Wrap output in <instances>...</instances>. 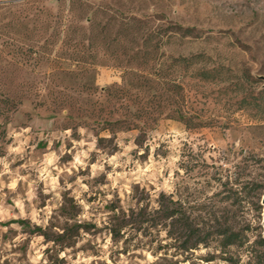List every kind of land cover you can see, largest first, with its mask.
Returning a JSON list of instances; mask_svg holds the SVG:
<instances>
[{
    "label": "rangeland",
    "instance_id": "374dc122",
    "mask_svg": "<svg viewBox=\"0 0 264 264\" xmlns=\"http://www.w3.org/2000/svg\"><path fill=\"white\" fill-rule=\"evenodd\" d=\"M197 54L222 68L217 80L194 78L199 64L168 78L182 75L180 106L205 126L164 114L142 132L105 126L124 115L109 90L126 73ZM258 76L264 0H0V100L15 107L0 103V264H264ZM158 193L199 205L194 215L235 242L213 235L182 253L161 232L160 256L138 232L122 251L106 206L153 205ZM61 229L71 238L55 239Z\"/></svg>",
    "mask_w": 264,
    "mask_h": 264
},
{
    "label": "trees",
    "instance_id": "16d2710c",
    "mask_svg": "<svg viewBox=\"0 0 264 264\" xmlns=\"http://www.w3.org/2000/svg\"><path fill=\"white\" fill-rule=\"evenodd\" d=\"M188 29L185 28L183 33H186ZM207 60L201 54L190 55L189 57H169L163 63H159L154 57H148L146 60L147 73H126L122 77L121 85L114 86L109 90L111 97L119 102L116 112L124 115L114 121H104L105 126H117L116 129L118 130L134 128L142 132L147 128L148 121H156V117L158 119L163 114L164 118L180 122L186 128L194 129L205 126L207 123L203 119H194L193 113L184 111L183 107L180 106V103L183 104L185 99L184 78L180 75L175 81L170 80L168 68L175 66L179 72H185L187 68L199 64V66L192 68L194 78L199 81L217 80L222 68L220 66H208ZM166 62L170 64L166 65ZM262 92L264 93V91ZM0 103L4 105V113H9L15 108L14 103L8 98L0 100ZM167 108H171V110L164 113ZM128 116L136 117L139 123L129 124L126 121ZM106 208L110 214V220L106 223L108 234L113 242L122 240L124 243L122 251L126 250L127 246L129 247L128 242L132 234L138 232L142 237L148 238L149 246H152L150 247L152 255H160V251L167 246L159 239L161 232L172 241L171 246L182 253L195 251L199 247H207L209 242L213 240V235L220 237L218 244L221 248L232 245L236 240V233L230 229H219L220 226L213 227L210 225V220L203 219L200 215H194V210L200 212L199 205L173 199L172 196L164 193L156 195L153 205L146 198L142 203L136 201L134 207L122 208L110 203ZM79 228L81 226L77 225L76 229ZM36 229L40 232V236L47 237L41 228L36 227ZM60 231L54 235L55 239L62 241L65 238H71L70 235H66L65 230L61 229ZM259 243L264 247L263 239Z\"/></svg>",
    "mask_w": 264,
    "mask_h": 264
},
{
    "label": "water",
    "instance_id": "95a60500",
    "mask_svg": "<svg viewBox=\"0 0 264 264\" xmlns=\"http://www.w3.org/2000/svg\"><path fill=\"white\" fill-rule=\"evenodd\" d=\"M257 78H258V80L262 81L261 88L264 89V76H258ZM263 204H264V200H263ZM261 226H262L261 238L264 240V207H263V211H262Z\"/></svg>",
    "mask_w": 264,
    "mask_h": 264
}]
</instances>
